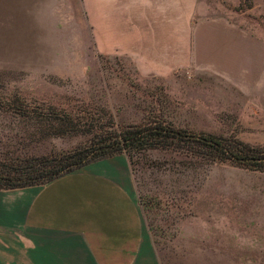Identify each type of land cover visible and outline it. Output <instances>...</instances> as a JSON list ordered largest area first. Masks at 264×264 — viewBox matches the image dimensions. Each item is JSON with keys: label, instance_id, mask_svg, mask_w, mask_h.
I'll use <instances>...</instances> for the list:
<instances>
[{"label": "rangeland", "instance_id": "rangeland-1", "mask_svg": "<svg viewBox=\"0 0 264 264\" xmlns=\"http://www.w3.org/2000/svg\"><path fill=\"white\" fill-rule=\"evenodd\" d=\"M4 2L0 94L76 111L103 108L119 123L156 115L175 126L264 143V96L230 89L213 75L136 70L117 49L95 45L96 0H38L31 18L13 17ZM196 3L200 14L235 16L264 37V0ZM10 119L0 113V143L20 126ZM84 137H48L39 147L67 149ZM127 160L159 264H264V172L157 148Z\"/></svg>", "mask_w": 264, "mask_h": 264}, {"label": "crops", "instance_id": "crops-1", "mask_svg": "<svg viewBox=\"0 0 264 264\" xmlns=\"http://www.w3.org/2000/svg\"><path fill=\"white\" fill-rule=\"evenodd\" d=\"M1 1L13 17L37 16L31 12L38 0ZM196 6L96 0L95 45L117 49L142 73L213 75L230 89L264 96V37L244 20L200 14ZM0 264H159L127 156L118 152L44 183L0 188Z\"/></svg>", "mask_w": 264, "mask_h": 264}, {"label": "trees", "instance_id": "trees-1", "mask_svg": "<svg viewBox=\"0 0 264 264\" xmlns=\"http://www.w3.org/2000/svg\"><path fill=\"white\" fill-rule=\"evenodd\" d=\"M0 113L20 125L0 143L4 147L0 150V188L44 183L99 158L118 152L130 158L150 148L264 172V143L175 126L156 115L119 123L103 108L76 111L16 92L0 94ZM73 135L85 137L67 149L39 147L48 137Z\"/></svg>", "mask_w": 264, "mask_h": 264}]
</instances>
